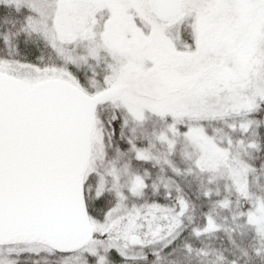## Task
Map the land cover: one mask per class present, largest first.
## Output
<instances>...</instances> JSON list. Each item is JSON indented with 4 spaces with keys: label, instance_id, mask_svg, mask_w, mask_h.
<instances>
[{
    "label": "snow or ice",
    "instance_id": "6c2138e0",
    "mask_svg": "<svg viewBox=\"0 0 264 264\" xmlns=\"http://www.w3.org/2000/svg\"><path fill=\"white\" fill-rule=\"evenodd\" d=\"M0 264H264V0H0Z\"/></svg>",
    "mask_w": 264,
    "mask_h": 264
},
{
    "label": "rangeland",
    "instance_id": "374dc122",
    "mask_svg": "<svg viewBox=\"0 0 264 264\" xmlns=\"http://www.w3.org/2000/svg\"><path fill=\"white\" fill-rule=\"evenodd\" d=\"M223 243L222 241H216V245L219 247Z\"/></svg>",
    "mask_w": 264,
    "mask_h": 264
}]
</instances>
